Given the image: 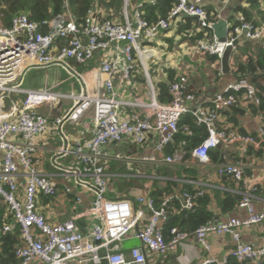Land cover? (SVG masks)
I'll use <instances>...</instances> for the list:
<instances>
[{"label":"built area","instance_id":"built-area-1","mask_svg":"<svg viewBox=\"0 0 264 264\" xmlns=\"http://www.w3.org/2000/svg\"><path fill=\"white\" fill-rule=\"evenodd\" d=\"M228 1L223 0L220 8L208 15L204 0H177L166 17L152 23L141 16L138 5L128 14V0H124L122 19L118 21L97 18L89 9L81 23H76L68 12L51 15L44 21L46 31L39 30L38 23L25 14L15 15L8 27L0 23V202L5 203L13 215L12 221L0 227V233L11 232L15 224L19 225L20 243L14 250L18 259L16 264H148L149 254L165 255L191 236L209 249L206 241L209 234L229 235L234 247L220 258L210 257L199 264H224L228 255L254 262L264 257V245L245 243L240 234L242 227L264 221V207L256 211L253 204L255 186H247L235 204L247 211L245 218L229 216L217 222L210 219L192 234L171 227L170 236L165 239L163 223L167 219L169 204L176 200L180 208L192 209L196 195L203 192L202 183L189 180L190 189L166 195L155 205L152 197L138 196L132 200L110 196L105 172L108 163L122 155L108 154L103 147L123 140H130L142 148L149 144L153 146L152 153L142 154L138 159L155 166L180 164L185 161L187 152L199 164L206 163L210 161L209 151L218 145L239 143L244 151L248 145L255 150L260 148L264 137L262 128L256 138L251 133L217 127L220 112L239 105L259 103L257 87L251 77L228 82L205 104L188 89L185 74L181 73L169 82V102L157 100L148 77L146 62L155 51L150 43L176 26L183 16L194 17L198 29L211 30L210 36L204 31L203 37L197 39L189 50L216 55L220 73V58L227 47L235 50L241 41H261L264 24L257 26L241 12L231 20ZM219 20L226 22L223 40L214 34L212 28ZM235 40L237 44H234ZM96 51L109 52V55L99 59L97 73L106 76L98 80L91 93L82 90L72 94L51 87L21 86L24 70L33 65L58 64L78 77L69 61L84 63L92 59ZM144 54L147 55L143 58ZM119 57L125 61L120 67ZM136 59L147 78V100L138 96L120 99L115 92V74L118 72L121 81L129 84ZM259 73L264 80V65ZM15 93L24 94L21 102H13ZM61 98H70L72 105L64 115L55 118L56 124L76 122L85 112L92 111V134L88 139L75 142L72 153L79 167L69 171L71 176L78 178V184L90 189L92 201L83 212H75L50 223L37 210L36 195L38 192L44 196L55 195L58 183L54 177L38 170L34 139L45 132L50 122L38 108L49 106ZM5 100L10 102L9 111L3 110ZM186 113L191 114L197 124L204 125L206 135L190 147L189 139L184 138L172 153L161 154L164 147L173 142L179 130V120ZM182 130L187 135L191 134L188 125H183ZM17 136H21L22 141L17 140ZM244 170L245 164L241 161L221 162L217 165L216 174L243 183ZM191 189L196 192H191ZM64 193H71L70 187H65ZM145 210L150 215L147 222L141 224ZM130 234L139 239L140 246L131 247L126 255L121 242Z\"/></svg>","mask_w":264,"mask_h":264},{"label":"crops","instance_id":"crops-1","mask_svg":"<svg viewBox=\"0 0 264 264\" xmlns=\"http://www.w3.org/2000/svg\"><path fill=\"white\" fill-rule=\"evenodd\" d=\"M222 2L223 0H204V7L212 13L220 8ZM237 6L245 8L257 26L264 24V0H256V2L229 0L228 11L229 14L232 12L231 20L235 19L239 13V11L233 10ZM178 25L177 22L176 26L161 33L151 43V47L157 53H153L154 55L147 59L148 77L153 84L166 79L165 69H173L175 74H185L189 89L195 94L199 102L205 104L214 92L236 78L232 72L235 69L233 59L231 56L229 57L230 71L228 74L220 73L219 63L216 59L212 60L210 54L189 50L191 43L182 40V34L176 33ZM252 42L256 43L257 41ZM173 44H175V48H173ZM107 54L109 55V52L96 51L93 58L84 63L69 61L71 67L78 73V77L71 75L58 64L30 66L22 74L21 86L23 88L51 87L63 93L72 94H78L82 90L89 93L93 92L98 80H102L106 76L102 73L98 74L97 68L101 56ZM118 63L119 67L125 63L123 57H119ZM119 76L120 74L117 72L114 80L118 98L132 99L134 96H138L147 100V78L138 59H136L135 66L131 71L129 84L123 83ZM256 76L258 77L257 83L260 86L264 85V80L259 72ZM23 96V93H15L12 95V100L14 103H19ZM8 103V108L5 111L10 110V102ZM71 105L70 98H61L49 106L43 105L38 108V111L44 114L50 122L45 132L34 139L37 146L35 157L39 160L37 168L42 173L56 179L58 190L53 196H44L38 192L36 208L50 223L57 222L62 217L75 212H83L92 201L90 189L78 184V178L69 173V171L78 170L79 167L72 153L75 142L88 139L92 134V111L85 112L76 122L64 121L59 125L54 121L56 117L64 115ZM236 109H240V111L232 108L220 112L217 127L225 130L242 129L245 133L257 134L262 123L260 115L247 105H239ZM49 110L52 111L53 115L46 114ZM16 139L22 141L21 136H17ZM261 140L264 141V137ZM219 150L225 159L223 162H235L236 160L245 164L243 183L235 181L229 176L219 177L216 171L217 165L221 162L214 163L210 160L199 164L189 157L180 164L155 166L138 159L142 154L148 155L153 152V146L150 144L148 147L142 148L130 140H123L119 144L107 145L103 147V151L111 155L115 153L122 155L120 159L108 163L105 169L109 182V195L117 198L127 197L132 200L138 196L152 197L159 204L164 196L184 188H190L192 185L188 184L187 181L195 180L203 185V190L208 196L207 206L213 212L214 219L217 217L218 220H224L229 216L245 218L247 211L234 204L231 211L222 213L219 209V201L226 193L241 196V192L247 186L253 185L256 187L253 198L255 210L263 209L264 142L261 141L259 150L252 149L248 145L244 151L239 143L222 146V149ZM65 187H70L71 193L65 194ZM149 215L150 212L145 210L141 224L147 222ZM240 234L241 240L245 243L264 245V221L249 227H242ZM132 237L136 240L132 247L140 246V241L134 234L128 235L124 240ZM206 241L209 244V249L202 247L191 236L183 244L178 245L174 251L165 255L149 254L148 264H199L210 257L220 258L234 247V242L229 235L209 234L206 236ZM130 248L121 246L126 255Z\"/></svg>","mask_w":264,"mask_h":264},{"label":"trees","instance_id":"trees-1","mask_svg":"<svg viewBox=\"0 0 264 264\" xmlns=\"http://www.w3.org/2000/svg\"><path fill=\"white\" fill-rule=\"evenodd\" d=\"M176 2L177 0H152V2H150V0H128L127 9L130 10L131 13L138 5V10L140 11L141 16L152 23L159 18L166 17ZM251 2H256V0H251ZM123 4L124 0H0V23L3 26L8 27L15 15L25 14L30 20L38 23L39 30L46 31L44 21L51 15L68 12L76 23H81L89 9L93 10L94 15L97 18L118 21L122 19ZM233 10L241 12L247 20H251L248 11L245 8L237 6ZM207 13L210 15L209 11H207ZM229 18L232 19V14L229 15ZM178 24L176 33L182 34V40L189 41L191 45L195 44L197 39L203 37L204 31H206L209 36L211 35V30H200L197 28L194 17L183 16L178 21ZM252 41L253 40L241 41L243 43H239L236 46V49L232 50L230 54L234 62L233 66L235 67L232 72L236 78L254 77L264 65V37L261 42L257 41L256 43H253ZM211 56L212 60L218 59L216 55ZM165 72V80L153 83L156 98L160 102L170 101L171 96L168 90V84L180 75V73L175 74L173 69H165ZM257 95L259 96V103L257 105L249 104L248 107L260 115L262 121L261 128L264 133V85L257 87ZM233 109L240 111V109H236V107H233ZM183 125H188L191 130L190 135H187L182 130ZM178 126L179 130L175 134L173 142L164 147L162 154L166 155L172 153L184 138L189 139L190 147L194 146L206 135L204 125L197 124L194 121L193 116L189 113L181 116ZM237 131L245 133L242 129ZM251 134L258 138L256 133ZM262 142L264 141L262 140ZM189 157L190 154L187 152L185 159ZM209 157L214 163L225 161L222 157V152L218 148L211 149L209 151ZM191 192L195 193L196 190L191 189ZM240 197L241 196L237 194L226 193L219 201L220 212L226 213L231 211L234 204L239 201ZM153 200L155 205H158L156 199ZM207 205L208 196L205 194V190H203L201 194L196 195L195 205L192 209H182L180 208L178 201H171L169 204L170 209L167 219L163 223V235L165 239L169 238V229L171 227H177V229L181 231H186L189 234H192L199 225L210 219H214V214L208 209ZM12 220L13 215L8 206L5 203L0 202V227L4 223ZM19 243L20 228L18 224H15V227L11 232L4 234L0 233V264L17 263L18 259L14 255V250ZM207 264L216 263L211 262ZM224 264H264V257H261L254 262L250 260H238L234 256L228 255Z\"/></svg>","mask_w":264,"mask_h":264},{"label":"water","instance_id":"water-1","mask_svg":"<svg viewBox=\"0 0 264 264\" xmlns=\"http://www.w3.org/2000/svg\"><path fill=\"white\" fill-rule=\"evenodd\" d=\"M214 34L220 39L223 40L225 38L226 34V22L224 20H219L215 22L212 25ZM234 44H237V40L234 41ZM232 52L231 47H227L226 50L224 51L223 55L220 58V66H221V71L223 74H228L230 71V64H229V57ZM257 76L251 77V81L255 83L256 87L260 86L259 83H257ZM216 148L222 149L221 145H218ZM215 222L218 221V218L216 217ZM137 230V228H136Z\"/></svg>","mask_w":264,"mask_h":264},{"label":"rangeland","instance_id":"rangeland-1","mask_svg":"<svg viewBox=\"0 0 264 264\" xmlns=\"http://www.w3.org/2000/svg\"><path fill=\"white\" fill-rule=\"evenodd\" d=\"M127 13L128 14H130V10H128L127 9ZM189 42V41H188ZM173 48H175V44H173ZM153 53H157L156 52V50L153 52ZM189 53V52H188ZM150 65V64H149ZM80 70V69H79ZM145 75V74H144ZM151 80V79H150ZM91 93V92H90ZM7 102V103H6ZM9 101L8 100H5L4 101V108H3V110H7V108H8V103ZM71 104H72V102H71ZM46 114H48V115H53V113H52V111H48V112H46ZM136 243V240H135V238H131V239H127V240H124V241H122L121 242V246L123 247V248H129V247H132V245L133 244H135Z\"/></svg>","mask_w":264,"mask_h":264},{"label":"bare ground","instance_id":"bare-ground-1","mask_svg":"<svg viewBox=\"0 0 264 264\" xmlns=\"http://www.w3.org/2000/svg\"><path fill=\"white\" fill-rule=\"evenodd\" d=\"M147 54H144L143 58L146 56Z\"/></svg>","mask_w":264,"mask_h":264}]
</instances>
